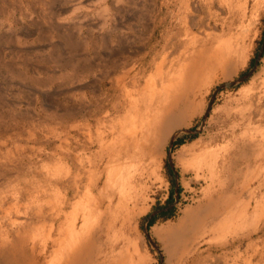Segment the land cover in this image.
Masks as SVG:
<instances>
[{
  "label": "rangeland",
  "instance_id": "1",
  "mask_svg": "<svg viewBox=\"0 0 264 264\" xmlns=\"http://www.w3.org/2000/svg\"><path fill=\"white\" fill-rule=\"evenodd\" d=\"M172 1L0 0V194H6L0 208L10 219L28 221L23 210L31 209L25 201L14 204L3 187L18 173L31 178L40 170L39 180L57 158L60 195L74 180L82 190L88 173L77 176L74 156L94 160L95 132L106 133L119 115L108 104L110 51L139 75L137 52L154 54L151 37L160 24L178 30ZM232 1V15L223 9L201 26L187 23L202 38L198 45L214 46V34L229 40L186 57L178 51L184 63L156 81L152 102L140 97L146 137L135 148L129 142L127 160L108 163L130 177L107 179L105 198L115 201L103 224L98 219L89 227L92 241L74 257L70 229L65 253H51V241L44 251L36 243V253H15L17 264L25 254V264H264V0ZM262 41L252 71L215 89L251 68ZM101 104L103 112L91 115ZM83 229L75 230L84 235Z\"/></svg>",
  "mask_w": 264,
  "mask_h": 264
},
{
  "label": "crops",
  "instance_id": "2",
  "mask_svg": "<svg viewBox=\"0 0 264 264\" xmlns=\"http://www.w3.org/2000/svg\"><path fill=\"white\" fill-rule=\"evenodd\" d=\"M230 2L233 1L230 0ZM230 2L228 4L227 0H173L171 11L179 19L178 30H168L160 24L162 28L159 30L158 36L151 37L153 43L150 50L154 54L147 55L142 54L143 52L140 51L137 52V54L142 55L140 57L142 68L139 70V75L137 73L131 74V67L127 68L126 64L120 63L117 59L113 60L116 52L111 49L107 75L111 80L108 104L119 115L117 118L110 120L109 130L106 133L104 131L95 132V142L98 147L95 150L96 158L94 160L89 159L87 156H74L79 170L77 176L82 178L85 170L88 173L82 190L78 188L79 182L77 183L74 180L68 187L67 195H60V192H58V187L61 184L58 176L60 166L57 158L47 162L51 164V168L47 167L48 164L44 165L45 175H42L39 180H37V173L40 170H36V174H33L31 178H25L24 174L18 173L16 182L5 180L3 187L11 190L9 194L10 198L14 200V204L25 201L30 204L31 209L23 210L25 214H28V217H26L28 221L20 222L10 219L6 211L0 208V264H17L15 253H36L38 247L36 243H44V246L40 248V251H44L47 249V243L51 241V243H56V247H51V253H65L66 233L71 230L73 237L67 242L73 243L72 252L74 257L81 253L83 243L92 241L91 236L87 235L90 231L89 227L93 226L98 219L103 224L101 219H104L105 210L112 209L110 201H115L105 198V189L109 185L107 179L111 177H130V174L126 172L127 170L121 169L120 164L113 168L112 164L108 163H121L127 154L129 142L131 141L135 148L141 145L140 142L146 137L143 124L148 121V117L144 119L143 116L139 115L138 101H140V97H149V102H152V98L157 94L151 92L156 87V81L162 82L165 74H168L170 78L171 67L184 63V61L178 62V51L184 53L183 55L186 57L187 51L191 54L194 49L218 48L226 40H229V38H221L220 35L217 38L218 35L214 34V46L198 45L197 42L202 38L193 33L187 23L191 20L194 24L201 26L206 19L218 17L219 12L222 13L223 9L232 15L234 8L231 7ZM246 2L247 0L245 4ZM60 13H56V17ZM238 14L233 16L230 26L236 22ZM114 38L117 40L118 35ZM70 39L72 41V38ZM102 40L104 39L102 38ZM103 42L106 44L105 41ZM143 65L146 68H143ZM113 67L116 68L113 69ZM147 68H149L148 74L146 73ZM133 94L136 96L134 97ZM124 102L126 105H124ZM104 108L105 104H101L100 107L91 110V115L102 113ZM79 115L83 117L86 114L79 113ZM97 123H100V119H97ZM39 125L42 127L41 123ZM41 127L40 129L43 130ZM85 134L82 131L83 137H85ZM88 141L93 142L91 139H88ZM84 149L81 147L80 151L84 152ZM5 154L9 155L8 152H5ZM67 155H70V153L68 152ZM154 158V156L151 158L152 161ZM124 160H127V158ZM122 165L125 164L122 163ZM31 172L33 173V171ZM81 173H83L82 176ZM9 177L11 175L8 176V180ZM99 184L100 189L98 188ZM5 199L6 194H0V201ZM125 203L126 200H120V204L118 203L119 208H126ZM114 207L117 208V205ZM96 211L97 213L98 211L102 212L96 215ZM78 224L80 227H84V235H81V231L76 232L75 229ZM54 232L55 237L52 236ZM26 257L27 254L24 255V258ZM10 258L13 259V262ZM20 259L19 264H25L21 255Z\"/></svg>",
  "mask_w": 264,
  "mask_h": 264
},
{
  "label": "water",
  "instance_id": "3",
  "mask_svg": "<svg viewBox=\"0 0 264 264\" xmlns=\"http://www.w3.org/2000/svg\"><path fill=\"white\" fill-rule=\"evenodd\" d=\"M262 48H263V41H262V43H261V45H260V47H259V49H258V51H257V53H256V56H255V58H254V61H253V64H252L251 68H249L246 72H244L243 74H241L239 77H237V78L234 79V80L223 81V82L220 83L215 89H217L219 86H228V85H230V84L233 83V82H236V81H238V80H241V79L245 78V77H246V76L252 71L253 67L255 66V63H256L257 57L260 55V52H261ZM210 99H211V96H210ZM210 99H209V101H208L207 108H206L205 112H203V113H204V114H203V117H204V115L206 114V112H207V110H208V108H209V105H210ZM203 117H202V119H203ZM182 131L194 132L195 129H194V128H184ZM166 151H167V149H166ZM166 163H167V165L169 166V163H168V160H167V159H166ZM173 177H174V176H173ZM169 206H170V205L165 206V207H162V208H159V209H155V210H153L152 212H150L149 214H147V216L145 217V219H149V217H150L151 215H153L154 213L164 211V210L167 209ZM141 230H142V234H143V236L145 237V239H146V240L148 241V243H149V244L155 249L154 244L151 242V240H150V239L148 238V236L146 235V233H145V229L142 227Z\"/></svg>",
  "mask_w": 264,
  "mask_h": 264
},
{
  "label": "bare ground",
  "instance_id": "4",
  "mask_svg": "<svg viewBox=\"0 0 264 264\" xmlns=\"http://www.w3.org/2000/svg\"><path fill=\"white\" fill-rule=\"evenodd\" d=\"M154 50V49H153ZM204 54V53H203ZM195 58V57H194ZM192 59V58H191ZM181 64V63H180ZM177 71V70H176ZM176 91V90H175ZM154 135V134H153ZM116 143V142H115ZM113 146V145H112ZM111 148V147H110ZM124 148V147H123ZM118 149V148H117ZM108 153V152H107ZM106 153V154H107ZM110 153V152H109ZM113 153V152H112ZM114 156V155H113ZM106 186V185H105ZM123 187V186H122ZM102 191V190H101Z\"/></svg>",
  "mask_w": 264,
  "mask_h": 264
},
{
  "label": "flooded vegetation",
  "instance_id": "5",
  "mask_svg": "<svg viewBox=\"0 0 264 264\" xmlns=\"http://www.w3.org/2000/svg\"><path fill=\"white\" fill-rule=\"evenodd\" d=\"M149 220V219H148Z\"/></svg>",
  "mask_w": 264,
  "mask_h": 264
}]
</instances>
